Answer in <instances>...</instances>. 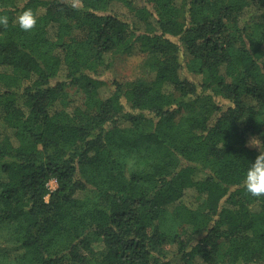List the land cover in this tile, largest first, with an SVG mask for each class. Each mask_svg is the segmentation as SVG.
<instances>
[{
	"label": "trees",
	"instance_id": "1",
	"mask_svg": "<svg viewBox=\"0 0 264 264\" xmlns=\"http://www.w3.org/2000/svg\"><path fill=\"white\" fill-rule=\"evenodd\" d=\"M0 15V264H264V196L242 184L264 151V0ZM134 50L149 77L103 79Z\"/></svg>",
	"mask_w": 264,
	"mask_h": 264
},
{
	"label": "rangeland",
	"instance_id": "2",
	"mask_svg": "<svg viewBox=\"0 0 264 264\" xmlns=\"http://www.w3.org/2000/svg\"><path fill=\"white\" fill-rule=\"evenodd\" d=\"M115 12L118 14L124 16V17H130V13L128 10L121 5H115L112 7ZM264 16V15H263ZM145 59V55L137 50H134L130 54H123V55H115L111 59V66L105 70L102 71L103 79H115L118 81H130L137 78H147L149 77V73L146 71V69L143 66V62ZM187 73V72H186ZM187 75L192 76V74L187 73ZM65 83V91L68 94V98L70 99H77L80 94L78 93L79 90L77 87L69 85L68 82ZM209 93V92H208ZM206 93V94H208ZM206 94L202 95L203 97L206 96ZM214 102H218L220 104H224L225 101L219 98H212ZM181 113H188V110L182 108L180 110ZM260 147V146H259ZM56 184L53 183V187H55Z\"/></svg>",
	"mask_w": 264,
	"mask_h": 264
},
{
	"label": "clouds",
	"instance_id": "3",
	"mask_svg": "<svg viewBox=\"0 0 264 264\" xmlns=\"http://www.w3.org/2000/svg\"><path fill=\"white\" fill-rule=\"evenodd\" d=\"M8 20L7 15H0V25H6ZM14 22L21 30L29 31L35 27L37 16L27 8L15 17ZM259 153L251 161L242 181L245 191L255 197L264 196V151Z\"/></svg>",
	"mask_w": 264,
	"mask_h": 264
},
{
	"label": "built area",
	"instance_id": "4",
	"mask_svg": "<svg viewBox=\"0 0 264 264\" xmlns=\"http://www.w3.org/2000/svg\"><path fill=\"white\" fill-rule=\"evenodd\" d=\"M53 183H55L56 184V182H55V180L54 179H52V180H50L49 182H48V188L50 189V190H52V189H54L55 187H53Z\"/></svg>",
	"mask_w": 264,
	"mask_h": 264
}]
</instances>
